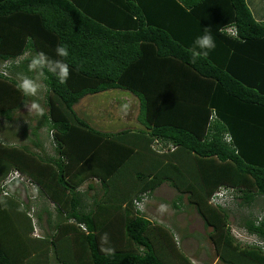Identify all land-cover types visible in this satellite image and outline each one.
<instances>
[{"label":"trees","instance_id":"trees-1","mask_svg":"<svg viewBox=\"0 0 264 264\" xmlns=\"http://www.w3.org/2000/svg\"><path fill=\"white\" fill-rule=\"evenodd\" d=\"M205 29L216 48L193 63L189 48ZM58 46L69 55L58 57ZM41 52L70 66L64 83L28 71ZM0 64L1 117L30 98L15 87L18 71L41 78L46 106L31 146L0 142V183L18 170L34 185H22L26 196L37 202L38 190L52 206L42 208L49 233L36 237L18 189L0 190V205L9 199L17 211L0 220L11 232L0 233V264H50V252L58 264H194L170 230L142 214L163 184L177 192L174 208L185 198L210 228L220 264H264V214L244 220L238 238L230 210L209 203L219 188L233 189L239 207L264 198V22L246 0H0ZM109 90L129 92L138 109L133 124L107 132L75 107ZM43 128L52 156L31 151ZM105 233L111 256L100 251Z\"/></svg>","mask_w":264,"mask_h":264},{"label":"rangeland","instance_id":"rangeland-1","mask_svg":"<svg viewBox=\"0 0 264 264\" xmlns=\"http://www.w3.org/2000/svg\"><path fill=\"white\" fill-rule=\"evenodd\" d=\"M3 65L4 64H0V72L6 73ZM12 68H10L11 71L13 70ZM16 70L18 71V69ZM18 73L19 75L21 74L19 71ZM32 79L40 85V89L35 96H30V98H28L24 108L14 113L13 121H10L7 127L8 129L14 130L15 140L13 141L10 138L9 141L4 140L6 144L0 141L4 146H6V148L24 144L31 146L29 139H34V137L30 134V127L35 126V120L38 117L37 114L39 113L38 111H46V106L44 105L45 87L42 80L39 76ZM134 99L136 98L127 91L109 90L103 93L86 96L75 108L77 113L81 117L85 118L92 126L97 129L101 128L99 129L101 131L109 132V129H112L113 126H115V128H119L122 125L121 123H128L130 125L135 122L137 106L133 105L135 101L132 100ZM33 104H36L37 107L33 108ZM0 123L5 125V120L1 117ZM27 128H29V130L25 133L24 131ZM40 133L41 136L47 134L49 141L52 138L51 133L48 134L45 129L40 130ZM0 138H2V136ZM38 139L41 142L39 136ZM31 151L38 152L35 147L31 148ZM27 178L28 177H25V179ZM22 185H24V183L18 181L10 183L4 188L7 192L5 196L13 197L17 187L21 191L24 189ZM176 196L177 192L168 186V184L161 185L154 191L152 196L147 199L142 214L151 221H154L165 229L170 230L176 237L177 241H179V248H181L187 256L193 258L194 264H220L216 260L213 245L207 236L210 228H204L203 223L196 214L195 210L187 206L185 198H183L180 203H176V205L180 207L179 210L174 208L173 204L176 200ZM37 197L41 200V203H44L46 200L45 196L39 197L38 190ZM15 199L18 201L20 206H22V202L19 200V195H17ZM238 202V200L232 204L228 202L225 208L230 210L228 219L229 230L234 237L237 236L240 238L244 233V230L241 229L242 226H240L243 221L248 217H259L261 214H264V198L258 197L255 205L250 208L239 207ZM161 205H166V209L161 211ZM29 217L32 219L34 224V217L30 214ZM45 220L43 221V225L44 227H47ZM49 262L50 264H58L52 256V252H50Z\"/></svg>","mask_w":264,"mask_h":264},{"label":"clouds","instance_id":"clouds-1","mask_svg":"<svg viewBox=\"0 0 264 264\" xmlns=\"http://www.w3.org/2000/svg\"><path fill=\"white\" fill-rule=\"evenodd\" d=\"M229 28L232 27H228L227 29ZM215 48L216 42L213 34L205 29L202 34L195 37L192 46L189 48L192 62L195 63L199 59L208 57ZM55 52L58 57H67L69 55L66 46H58ZM44 70L59 80L60 83H64L69 77L70 66L62 59H52L45 53L41 52L31 59L28 65V71L33 72ZM15 87L23 96H35L40 89V85L34 79L25 74L19 75L18 83ZM32 107L36 108L37 105L33 104ZM226 190H229V188ZM233 196L234 192L226 196V204L228 202L231 203ZM165 209L166 205H161V211ZM100 251L107 256H111L115 251L111 246L110 238L107 233L101 237Z\"/></svg>","mask_w":264,"mask_h":264},{"label":"crops","instance_id":"crops-1","mask_svg":"<svg viewBox=\"0 0 264 264\" xmlns=\"http://www.w3.org/2000/svg\"><path fill=\"white\" fill-rule=\"evenodd\" d=\"M246 3L248 5L254 19L258 22H264V0H246ZM7 74H8V72L5 73V75H7ZM132 101H135V103L133 105H136L137 109H138L137 99H134ZM13 115H12V118L10 120H5L3 117L0 116L1 118H3L5 120V125H3V123H0V134L2 136V138H0V141H2L3 143H5L4 140L9 141V138L13 141L15 140L14 130L8 129V127H7L9 125L10 121H13ZM124 124H128V123H124ZM43 129L46 130V128H43ZM46 132H48V131L46 130ZM48 134H50V132H48ZM38 136L41 140V143H39L40 145L36 150L38 152L44 153L46 156H52L54 154L53 147L51 145L52 139H50V141H49L47 134H44V136H41L40 131L38 132ZM85 187H86V185L82 189H84ZM17 189H18L19 200L22 202V206H26V205L28 206V214L27 215L29 216V214H30L34 217L35 222H34L33 236L38 237V236H43V235L48 234L49 230L47 229V227H44V225H43V221L46 219V217H45L46 213L43 211L42 208L45 207L48 211L52 212L51 204L47 203L45 201H44V203H41V200H39V199L36 200L37 202H35V200L32 201L18 187H17ZM15 209H16V207L14 204L12 206L9 205V199L3 201V203L0 205V220L6 219L7 221H9L8 217L12 218L14 215L17 214V211ZM0 233H11V232H9L8 230L1 229Z\"/></svg>","mask_w":264,"mask_h":264},{"label":"built area","instance_id":"built-area-1","mask_svg":"<svg viewBox=\"0 0 264 264\" xmlns=\"http://www.w3.org/2000/svg\"><path fill=\"white\" fill-rule=\"evenodd\" d=\"M227 32L232 34V35H235L236 32L234 31V29L232 28H229L227 29ZM14 181H18V182H22L24 183L25 185L27 186H30L31 188L34 186H32V182L29 178L25 179L24 176H22L19 172L17 171H13L11 172L7 177L6 179L0 183V190L2 191V194L3 195H6L7 192L4 190V188L9 185L10 183L14 182ZM232 192H234L233 190L229 189V190H226L225 188H219L210 198V201L209 203L213 206H220V207H223L225 208L226 206V196L229 195L230 193L232 194ZM143 199V197H142ZM134 200V204H135V207L137 209H140L142 210V207H143V202L144 200Z\"/></svg>","mask_w":264,"mask_h":264}]
</instances>
